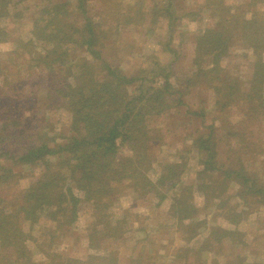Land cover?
<instances>
[{
  "label": "rangeland",
  "instance_id": "1",
  "mask_svg": "<svg viewBox=\"0 0 264 264\" xmlns=\"http://www.w3.org/2000/svg\"><path fill=\"white\" fill-rule=\"evenodd\" d=\"M169 2L173 17L176 18L172 24L163 16H159L158 20L153 16L154 6L163 9ZM204 2L205 0H85L84 15L98 21L106 38L102 40L100 59H93L91 53L81 47L77 34H71L66 44L68 59L78 62L84 57L92 62V71L98 73H83L94 81L83 77L77 80L69 77L68 81L73 86L80 88L85 96L95 99V90L105 82H112V76L110 78L107 75L106 68L103 70L102 63L110 67L112 64V67L119 68L121 73L137 77L134 83H112L116 94L126 91L129 97L138 95V77L145 79L141 87L145 94H149L151 91L147 88L162 86L163 77L168 75L169 85L162 87L167 90L165 95L154 102V105L142 103L145 108L151 110L146 111L143 121L150 139H146V150L140 164V180L136 185L125 179L121 180L122 182H111L110 179L103 183V186L109 187L105 192L111 190L110 185L119 187L121 192L112 196L116 197L115 202L110 205L108 211H103L109 214L110 218L112 213V216L122 220V230L118 229L115 233L112 232L110 223L104 228L98 224L96 229L101 232L103 229L104 232L98 236L93 234L92 224L101 216L98 211L92 216L93 208L86 201L77 205L73 220H69L68 211L62 210L65 205L62 202L58 204L62 200L60 192L52 194L49 202H40L32 214L25 215L21 210V218L15 225L18 232L11 238L12 242L7 245L1 238L3 245L0 242V264H13L24 248L26 255L33 259V264H63V260L67 258L84 260L88 254L108 259L113 257V264H197L198 256L202 259L209 256L205 250L201 251L204 247L199 249V246L209 235L211 228L218 230L216 237L220 241L216 243L212 236L209 244L217 248L223 247L219 252L215 251L218 253V262L223 264L227 258H242L246 262L264 260V203L257 200V194L238 197L236 192L244 190L245 187L231 180L225 190L223 185H219L215 192H219L221 199L225 193L230 194L229 199L225 201L226 209L212 206L214 201L219 200L204 197L205 189L202 183L209 179L219 181L222 171L239 169L240 166L244 171L248 170L250 176L255 174L259 178L257 185L264 187V152L260 153L259 150L264 149V117L255 124H240L236 123L242 116L237 106H231L222 112L217 111L214 108L216 97L212 89L213 84L217 82L206 79L202 72L197 71L195 34L211 25L215 19L213 11L202 6ZM249 2L250 0L221 1L224 5H244ZM46 3H54V6L59 7V4L66 2L11 0L7 8L8 15L0 18V25L5 31L3 40H0V67L4 69L0 72V86L6 80L5 75L11 74L8 79L15 81V84L19 80L16 90L20 89L24 95L17 101L13 100L15 106L23 108L21 125L12 133L11 140H0V144L7 146L9 142L11 146L17 147V156L44 139L48 138V144L56 145L66 143L67 139L74 135L71 131L70 111L59 106L54 109L47 106L50 98L47 96L45 84L41 81V73L47 76L50 64L45 65L44 62L36 60L38 52L44 53L53 45V42L45 43L35 36L34 24L39 9ZM76 7V0H71L69 11L76 10ZM256 7L258 17L264 21V0ZM188 11L199 13L188 15ZM73 19L74 17L69 16L66 23L73 26L70 25ZM223 53L225 54H222L218 62V67L222 70L218 73L219 81L225 77L234 78L241 89H248L255 61L252 50L234 41L228 42ZM212 56L205 54L200 60L201 65L210 67ZM156 61L164 68L153 67ZM58 66L57 64L52 67V71L49 70L51 76L58 70ZM155 73L158 74L151 79ZM14 85L11 86L13 89ZM11 87L9 86L8 93H12ZM60 103L61 101L57 102V105ZM3 117L5 115L0 116V123L6 120H3ZM210 131V141L213 145L211 148L216 151L211 163L216 167L213 169L215 172H212L216 176L211 175L212 177L207 176L208 166L203 163L205 157L198 156L195 146L196 137L200 134L207 135ZM242 131H248L244 135L248 145L241 140L240 135H230ZM1 133H6L3 128L0 129ZM210 141L206 140V143ZM116 146L117 160L140 152L138 144L132 146L119 138L116 140ZM65 156L70 157L71 153H65ZM46 158L52 161L48 167L50 173L56 175L60 170L65 177H72L71 173L67 172L70 171V166H65L66 161L65 165L60 167L58 161L61 162L62 159L57 155H49ZM75 160L71 159L69 162L75 163ZM137 160L138 158L135 162ZM8 167L13 175L8 179L4 178L5 175L1 177ZM87 168L93 172L95 165ZM45 169V165L38 161L17 162L13 158L1 156L0 200L7 205L2 207L0 203L2 211L12 212L18 208H15L16 204L21 202L25 206L29 205L27 199L35 197L30 193L29 187L43 178ZM75 170H79L75 173L76 177L83 175V169L78 167ZM48 172L49 169L46 171L47 175ZM97 174L91 175L97 178ZM73 190L78 196H82L76 188H72ZM230 207L232 209L227 211ZM58 217H63L64 222L59 223ZM232 217L237 221L236 224L229 222ZM119 231L122 232L121 236ZM193 249L199 252L195 254ZM228 250L230 251L227 253ZM4 253H9V263L2 261ZM238 262L234 261V264Z\"/></svg>",
  "mask_w": 264,
  "mask_h": 264
},
{
  "label": "trees",
  "instance_id": "2",
  "mask_svg": "<svg viewBox=\"0 0 264 264\" xmlns=\"http://www.w3.org/2000/svg\"><path fill=\"white\" fill-rule=\"evenodd\" d=\"M166 1L168 0H163V2ZM221 1L222 0H205V2L202 3L203 7L213 11L212 15L215 19L211 25L202 28L199 33L195 34L196 47L194 50L196 54L195 61L198 66L197 71L202 72L206 79L208 78L212 82H217L213 84L212 88L216 97L214 108L217 111L222 112L231 108V106H237L242 116L240 121H236V123L255 124L264 117V21L262 18L258 17L256 9V6L262 0H250L248 4L244 5H224ZM65 2V4H59V7L54 6V3H46L44 7L39 9V14L34 24L35 36L45 43L53 42V45L48 50H45L44 53L38 52L36 60L44 62L45 65L50 64L48 67L50 71H52V67L57 64L59 65L58 70H61V72L63 71V73H59L57 70L51 76L50 71L47 70V76H43L44 74L41 73V78H43L41 81L45 84L47 96L50 98V101L47 103L49 109H54L56 106H59L70 111L71 131L74 135L70 136L66 143H56V145L48 144L47 141H50V139H44L39 144L31 145L29 148L25 147L28 150H23L20 156L15 155V150L18 148L11 146L9 142L7 146H5V144L4 146L0 144V157L13 158V160L17 162L33 163L38 161L49 169L48 175L46 174L47 169H45L42 175L43 178L33 182V184L31 183L32 185L29 187L31 190L30 193L35 197H29L27 199L30 202L29 205L25 206L22 202L19 205L16 204L15 208H18L12 212H3L0 205L1 245H3L1 238H3L8 245L12 242L11 238L18 232L15 225L21 218L19 214L21 210L24 211L25 215L32 214L34 209L41 204L40 202H49L52 199L50 196L52 194H58L59 192L62 193V200L59 201L58 204L62 202L65 205L62 207V210L68 211L69 220H73L74 212L77 209V205L81 204V201H86L89 203L90 207L92 206V216L93 214L95 216L96 211H98L101 218H99L95 224H92L91 228L95 236H98V234L101 235V233L104 232L103 229L102 232L96 229L98 224H101L104 228L111 223V230L113 233L118 232V229L122 230L120 227V223L122 222L121 219L115 218L112 216V213H110L111 218L109 214L103 213V211H108L110 205L115 202L116 197L113 198L112 196L118 193L120 194V188L115 185H110L111 190L105 192L109 187L106 188L103 186V183L110 179L111 182H122L121 180L125 179V181L128 180L129 183L131 182L133 185L138 183L140 180V164L143 162L146 150V139H150L143 121L146 111L151 109L145 108L142 103L154 105V102L158 101L163 94L165 95L164 92H167V90L163 88L169 85L167 82L168 75H165L163 77L162 86L148 87L147 90L151 92L145 94L144 89L141 87V83L145 79L138 77L140 82L137 88V96L129 97L126 91L122 94H116L112 83L115 81L117 83L121 82V84L134 83L137 77L121 73V70L119 68H113L112 64L110 67L102 63L103 70L106 68L107 75L110 76V78L112 76V82L101 84L98 87L99 89L95 90V94L93 95L95 99L85 96L80 88L73 86L68 81V78L72 77L74 80H77L83 77V79L87 78L89 81H94L92 77L83 73L85 71L89 72L91 75L93 73H98L92 71V62L84 59V57L78 62L71 58L68 59L66 44L68 40H70L71 34L76 33L80 38L78 42L82 44L81 47L89 51L93 59H100V47L103 46L102 40L106 38V35L104 30L100 28L98 21L94 20L91 16L84 15V12H86L84 9L85 0H76L78 7H76V10L72 9L70 11L68 6L71 4V0H65ZM10 4L11 0H0V18L8 15L7 8H9ZM170 7V2L167 3L163 9L154 6L153 16L156 20L159 19V16H163V18L168 19V22H170L169 24H172L176 18L173 17L174 13ZM199 11H188L186 14L196 15ZM163 12L165 14H163ZM81 14H83V16ZM69 16L72 18L74 17V19L70 21V25L73 26H69V23H66L68 22ZM4 34V28L0 25L1 41L5 36ZM234 41H238L242 46L251 49L254 54L255 61L253 63L254 69L252 79L249 88L246 90L241 89L239 83L234 78L229 79L225 77L221 79V82L219 81L220 75L218 73L222 70L218 67V62L222 54H225L223 52L226 51L228 42L231 43ZM62 46L64 48H62ZM205 54L213 55L212 62H210L211 66L207 68L203 67L200 63V60L203 59ZM153 67L157 69L164 68V66H161L157 61ZM98 68L100 67L98 66ZM3 70L4 69L0 67V72ZM157 74L158 73H155L151 79ZM10 75L11 74L5 75L6 80H4L3 84L0 86V116L5 115L3 120L6 119L0 123V129L2 130L3 128V131L6 132L0 134L1 141L3 139L11 140L12 133L21 125L20 117L23 115V108H19L18 105L15 106L13 103V100L17 101L19 97L24 96L20 89L16 90L17 84L18 82L20 83V81L18 80L17 84H15V81H10V79H8ZM12 85H14V89L11 87ZM9 86L11 87L12 93H8L7 91ZM142 92H144L143 95ZM124 96L128 98L125 99ZM60 101L61 103L57 105V102ZM179 102H181V100H179ZM138 103L141 104L139 105ZM150 107L153 108V106ZM18 113L20 114L18 115ZM12 114L13 117H11ZM9 117L11 118L9 119ZM247 133L248 131H242L239 133H230V135H240L241 140L248 145L247 138L244 137ZM211 134L212 132L210 131L207 135H198L195 139L197 143L195 146L198 156L204 155L205 157L203 163L208 166L206 168L208 170L207 176H216L212 173L215 172L213 169L216 167L211 165L212 158L216 154L213 147L211 148V146H213L210 141ZM250 137H253V135H250ZM118 138L121 139V141L128 142V144L132 146H137L138 144L140 152L136 155L120 157L117 160L116 140ZM206 140L210 142L206 143ZM259 150L260 153L264 152L263 148ZM135 151L136 149L134 152ZM65 153H71V156L66 158ZM49 155H57L62 159L61 162L58 161L60 167L65 165L64 161H66L67 164L65 166H70V171L67 172H70L72 177H65L60 170L56 172V175L50 173L51 170L48 167L52 161L46 158V156ZM137 158L138 160L135 162ZM71 159H76L75 163L69 162ZM93 165H95V170L92 172L88 170L87 167ZM78 167L80 170L83 169V175L76 177L75 173L79 170L75 169ZM11 172V168L8 167L2 172L1 177L5 175L6 177L4 178L8 179L13 175L10 174ZM92 173H98L97 178H94V176L91 175ZM110 176L111 178H109ZM220 176L222 177H220L219 181L218 179L216 182L209 179L205 183H202L204 184L202 187L204 186L203 189H205L204 197L209 199L212 197L213 199L219 200L214 201V205L212 206L226 209L225 201L229 199L230 194L225 193L223 199H221L219 192H215L219 185H223V189L225 190L228 181L231 180H235L245 187L244 190L241 189L236 192L238 197L242 198L245 194L254 193L257 194V200L264 203V187L257 185L259 178L255 174L250 176L248 170L244 171V168L240 166L239 169H225ZM212 184H214V186H211ZM72 188H76L78 192H81L82 196H78L74 190L72 191ZM3 202V200H0L2 207L7 206ZM231 209L232 207L227 208V211ZM55 212L52 213L54 216ZM57 216L60 217V215ZM59 217L57 219L58 222L63 223L64 218L62 217L61 220ZM230 220L229 222L233 224L237 223L233 217ZM217 231L216 228H211L209 235L205 237L203 243L199 246V249L204 247L201 251L205 250L207 254L209 253V256L208 258L202 259L195 255L199 260L197 264H222L216 260L218 257V253L216 252H219V249L222 250L223 247L217 248L212 246L211 243L209 244L210 237L212 236V239L215 240L216 243L220 241L216 237ZM121 233L122 232L119 231V236H121ZM193 250H195V254L199 252L197 249ZM229 251L230 250H228L227 253ZM21 252L22 254L17 255L13 264L34 263L31 261L33 259H30V257L26 255V248L22 249ZM8 255L9 253H4L2 255L4 257H2L3 262L9 263L11 261H9ZM112 258L113 257L108 259L104 256L88 254L84 260L67 258L63 260V264H113L115 262ZM234 261H239L237 264H264V260L246 262L242 258H227L223 264H234ZM35 264H42V262H35Z\"/></svg>",
  "mask_w": 264,
  "mask_h": 264
}]
</instances>
